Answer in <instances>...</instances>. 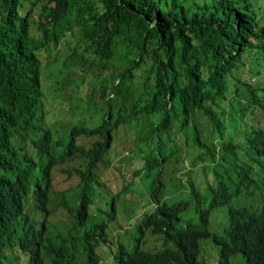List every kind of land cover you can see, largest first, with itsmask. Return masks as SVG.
<instances>
[{
    "label": "trees",
    "instance_id": "trees-1",
    "mask_svg": "<svg viewBox=\"0 0 264 264\" xmlns=\"http://www.w3.org/2000/svg\"><path fill=\"white\" fill-rule=\"evenodd\" d=\"M262 61L264 0H0V229L21 214L30 189L45 205L49 197L70 201L51 180L63 161L73 166L64 172L79 176L73 191L80 212L99 165L108 167L124 150L127 160L143 158V179L152 187L189 150L193 163L222 157L216 143L229 149L231 141L214 137L224 132L226 110L264 106L256 93L261 80L253 88L252 75H243L251 68L261 78ZM261 129L248 142L264 154ZM248 174L240 172L238 183ZM186 206L153 219L152 233L167 245L140 252L134 264H264V204L246 215L252 220L234 223L238 234L229 227L224 236L213 234L206 250L207 219L200 214L183 225ZM85 214L73 225V241L99 259L104 239L94 236L97 228H80Z\"/></svg>",
    "mask_w": 264,
    "mask_h": 264
},
{
    "label": "clouds",
    "instance_id": "clouds-1",
    "mask_svg": "<svg viewBox=\"0 0 264 264\" xmlns=\"http://www.w3.org/2000/svg\"><path fill=\"white\" fill-rule=\"evenodd\" d=\"M249 69L244 76L252 75L250 81L253 88L261 80V89L256 93H259L258 102L264 104V61L261 62V78H257L260 71L256 73ZM243 86L242 90L248 93L245 84ZM239 100L246 103L248 97L239 95ZM236 105L239 107L237 102ZM231 111V108L226 110L223 121L231 124L230 119L239 117L236 122L237 130L244 138L246 146L240 161L237 154L239 143L235 140L238 137H230V130L225 125L222 136L220 135L222 132L217 131V136L214 137V142L218 139L222 142L231 141L229 149L222 148L218 142L216 143L217 156L221 153L222 157L213 161L206 158L201 166L199 163L201 159H196L191 164L188 159L179 156V159H183L177 162L178 166L172 170L168 166L164 168L160 182H156L154 187L143 179L145 170L142 167L144 162L141 156L135 160L126 159L123 163L125 170L130 172L129 177L121 175L119 168L113 166L110 172L103 176L102 166L99 165L101 170L97 184L93 183L94 189L88 197L90 199L88 205L80 212L77 210L79 198L76 191H73L77 189L78 174H69L73 166L68 162L67 172H64V169L68 166L60 167L65 161L55 164L51 169L53 187L55 185L58 187L53 178L56 169L60 168L66 177L76 175L78 178L75 183L66 187H55L64 190L70 201L67 203L62 197H49V203L46 202L45 205L43 196L39 198L34 194L35 189H30L23 199L22 206L19 207L21 214L9 225L3 224L4 227L0 229V264H134V259L140 252L166 247L164 239L159 234L152 233V228L155 227L153 219L159 218L163 211L175 210V207L180 205H187L181 213L183 225L186 219L197 223L200 214H203L202 219H207L206 225L210 235L201 237L202 240L213 243L212 235H226V227L238 234L234 223L240 221L245 224L252 220L246 215L261 212V205L264 204V154L260 151L252 152L248 142L249 137L255 139L253 130L260 126L261 150L263 149L264 106L255 104L252 111L244 108L239 114L235 112L232 114ZM243 113L246 118L240 122L239 115ZM241 124H245V130L239 129ZM56 137L52 133L50 138L54 149L59 148L55 143ZM133 139L138 140L134 135L131 136V140ZM220 159L223 160L222 163ZM40 166L38 163L37 170H40ZM240 172H248L247 176L251 178L245 177L246 183H238ZM118 173L122 176L121 185L114 188L110 180ZM39 175L37 173L33 178L36 180ZM167 180L171 181L168 186ZM141 181L146 183L148 190L142 196H137L132 187ZM31 187L34 188L33 185ZM236 187L239 189L235 194H227L230 190L237 189ZM180 195L187 197L183 198ZM57 208L67 213L69 220L66 224L52 219L51 213ZM85 210L86 214L83 216L85 220H82L80 228L83 231L88 230L89 233L91 229L97 228L94 236H101V239H104L100 240L96 247L100 258L95 260L89 257V251L84 248V244L78 245L73 241L77 236L75 231L78 229H73V225L76 226ZM256 216L261 218V213L252 217ZM68 255L73 257L69 258Z\"/></svg>",
    "mask_w": 264,
    "mask_h": 264
},
{
    "label": "rangeland",
    "instance_id": "rangeland-1",
    "mask_svg": "<svg viewBox=\"0 0 264 264\" xmlns=\"http://www.w3.org/2000/svg\"><path fill=\"white\" fill-rule=\"evenodd\" d=\"M248 72H249V70H245L243 75L247 74ZM89 119L91 121L98 120V118L96 119V117H90ZM230 120L232 122L231 124L230 123H225V122L224 123L226 125V128H228L230 130L229 136L233 137V138L238 137V139H235V140L239 143V149H238V153L237 154H238L239 161H240L242 155L246 151V146H245V143H244V138L242 137V135H240V133L237 130L236 122L238 121V118L230 119ZM90 139H92V137H89V138L87 137L86 140L84 138V141H88ZM166 151H169V149H167ZM127 153H128L127 150H124L123 155H118L115 159H112L110 161V164H109L108 167L102 165L101 174L103 176L107 175L110 172V170H111L110 169L111 166H113L115 168L116 167L119 168V170L121 171L120 172L121 175H123L125 177H129L130 176V172L128 170H125V168L123 166V163L126 161L125 155ZM192 153H193V151L189 150L187 156L186 155L184 156V158L186 160L188 159V162L191 163V164L193 163V160L190 158V155ZM199 163L202 166L203 163H204V160H200ZM75 164H76V162H75ZM66 166H68V165L63 164L60 167H66ZM120 174L119 173L116 174L115 177L110 180V182H111V184H112V186L114 188H118L121 185L122 176ZM53 178L55 179V182H56V184L58 185L59 188L66 187V186H68L70 184L75 183L78 180L76 175H72V176L66 177L65 173L62 172L59 169L55 170V172L53 174ZM170 184H171V181L167 180L166 181V185L168 186ZM55 187H57V186L55 185ZM132 189L134 190L135 194H137V196H142L148 190L146 183L142 182V181L138 182L134 187H132ZM180 196L183 197V198L187 197L186 195H180ZM135 198H136V196H135ZM51 214H52V219L54 221L66 224L68 222V220H69L67 213L64 210H62V209H58L57 208ZM224 215L226 217V212H224ZM150 239H152V238H150ZM202 244H203V249H205V250L207 249V246L213 245V243L211 241H203ZM214 259H215V255H214Z\"/></svg>",
    "mask_w": 264,
    "mask_h": 264
}]
</instances>
